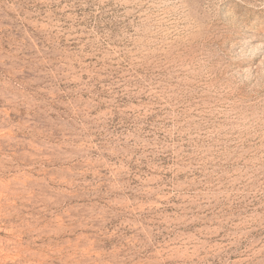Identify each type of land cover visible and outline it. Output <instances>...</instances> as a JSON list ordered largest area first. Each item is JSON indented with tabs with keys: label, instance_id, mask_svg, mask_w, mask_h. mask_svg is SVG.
Instances as JSON below:
<instances>
[{
	"label": "rangeland",
	"instance_id": "rangeland-1",
	"mask_svg": "<svg viewBox=\"0 0 264 264\" xmlns=\"http://www.w3.org/2000/svg\"><path fill=\"white\" fill-rule=\"evenodd\" d=\"M0 264H264V0H0Z\"/></svg>",
	"mask_w": 264,
	"mask_h": 264
}]
</instances>
